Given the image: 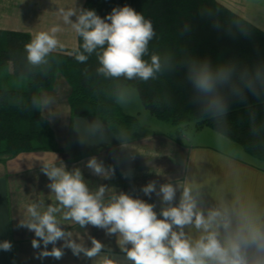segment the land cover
Returning <instances> with one entry per match:
<instances>
[{
  "label": "crops",
  "instance_id": "crops-1",
  "mask_svg": "<svg viewBox=\"0 0 264 264\" xmlns=\"http://www.w3.org/2000/svg\"><path fill=\"white\" fill-rule=\"evenodd\" d=\"M218 1L264 30V0ZM83 2L0 0V30L27 32L32 39L37 32L59 25L63 31L57 36L64 49L58 51L72 52L77 47V34L70 24L63 23L58 9L79 10ZM70 19L75 22L76 17ZM126 88L120 91L118 104L124 113L138 116L139 126L120 133L112 132L95 117H72L67 101L70 86L62 75L56 74L50 89L38 92L40 114L52 130L56 148L0 156V243L9 241L12 245L8 251L0 249V264H105L106 260L133 264L121 249L118 233L109 235L105 229L90 224L81 227L65 221L62 215L66 209L57 213V219L60 227L71 233L68 238L85 248L92 247L94 238L102 243L101 252L88 258L64 248L60 259L40 256L43 243L33 248L34 232L21 224L30 219L27 213L30 204L38 205L41 212L50 204L58 206L55 194L47 187L51 181L43 172L45 165L63 167L69 172L78 169L90 192L103 185L104 203L121 193L151 203L158 218H162L161 208L168 205L162 204L156 192L145 195L141 191L143 186L155 181L159 192L161 184H171L176 191L173 205L179 203L185 188H189L197 209L205 216L210 211L222 213L223 221L216 228L222 242L237 234L249 240L256 232L264 236V162L253 160L242 147L211 128L195 130L190 125L177 129L168 122L151 118L154 116L141 100L139 106L133 93L124 92ZM146 110L151 117L145 114ZM92 157L108 170L107 178L95 175L86 166ZM225 223L227 228L223 226ZM174 230L178 229L174 227ZM184 232L193 242L202 235V230L194 224L185 226ZM63 244L64 240H60L55 246ZM52 247L49 244L47 250ZM243 253L247 264H264V239L249 242Z\"/></svg>",
  "mask_w": 264,
  "mask_h": 264
},
{
  "label": "trees",
  "instance_id": "trees-1",
  "mask_svg": "<svg viewBox=\"0 0 264 264\" xmlns=\"http://www.w3.org/2000/svg\"><path fill=\"white\" fill-rule=\"evenodd\" d=\"M126 5L153 25L155 35L143 59L150 63L152 54L159 55L161 69L148 81L99 75L95 52L78 62L75 53L83 51L78 35L72 52L56 51L48 64L32 66L25 52L29 33L0 30V73L5 72L0 76V156L56 148L40 114L38 92L50 89L60 74L70 86L72 117H95L114 133L134 130L138 116L124 113L118 96L123 88L135 87L158 120L179 128L189 123L195 130L211 128L264 162V30L218 0H84L80 9L104 18ZM205 70L216 82L210 93L193 83Z\"/></svg>",
  "mask_w": 264,
  "mask_h": 264
},
{
  "label": "clouds",
  "instance_id": "clouds-1",
  "mask_svg": "<svg viewBox=\"0 0 264 264\" xmlns=\"http://www.w3.org/2000/svg\"><path fill=\"white\" fill-rule=\"evenodd\" d=\"M58 13L63 23L70 24L83 40V51H77L75 59L84 63L95 52L100 65L97 68L99 75L148 81L160 71L159 55L152 54L150 63L143 59L148 52L149 41L155 35L153 25L132 7L126 5L113 8L104 18L97 15L95 10L88 9L60 8ZM73 16L76 17L75 22L70 19ZM61 31L63 29L59 25H54L33 36L25 45L26 59L30 65L48 64L50 54L64 49L57 36ZM193 83L205 93L212 92L216 86L215 79L207 70L195 76ZM86 166L95 175L107 178L108 170L95 157L90 158ZM43 172L51 181L47 187L55 194L58 206L50 204L41 212L38 211V205L30 204L27 206L30 219L21 224L38 238L32 240L33 248H39L43 243L41 257L60 259L64 255L63 249L69 248L76 256L83 253L92 258L103 248L102 243L94 238L90 248L68 238L71 233H66L57 219V213L63 209L67 210L62 215L65 221H73L81 227L90 224L105 229L109 235L118 233L121 249L133 264H247L244 246L264 239V236L256 232L251 240L237 234L222 242L216 230L223 221L222 213L210 211L205 216L197 209L196 200L189 188H185L179 203L173 205L176 191L171 184H161L159 192L155 181L143 186L141 191L145 195L150 196L156 192L162 204L168 205L161 208L162 218H158L153 204L128 194L121 193L104 203L105 187L101 185L96 192H90L78 169L69 172L63 167L45 165ZM193 224L196 229L202 230V235L195 242L184 232L185 226ZM223 226L228 227L226 223ZM174 227L178 230H174ZM60 240H64V244L56 247ZM49 244L53 245L50 251L47 250ZM11 247L9 241L0 243V249L5 251ZM105 264L114 262L106 260Z\"/></svg>",
  "mask_w": 264,
  "mask_h": 264
},
{
  "label": "rangeland",
  "instance_id": "rangeland-1",
  "mask_svg": "<svg viewBox=\"0 0 264 264\" xmlns=\"http://www.w3.org/2000/svg\"><path fill=\"white\" fill-rule=\"evenodd\" d=\"M1 74H4V76H5V72L3 71V72H1L0 73V76L2 77V75ZM16 81V80H15ZM124 92H129V93H133V97L135 98V102L139 105V106H141V102H140V99H139V97H138V93H137V91H136V88L135 87H127L126 89H125V91ZM125 94H127V93H125ZM124 98V97H123ZM122 98V103H123V105H125L124 104V100L125 99H123ZM130 101L129 100H127V103H129ZM145 114H147L149 117H151L152 115H150V113L146 110L145 111ZM146 115V116H147ZM151 118H155V117H151ZM157 119V118H156ZM190 125H193V123H189L188 125H185V126H183V127H180V128H183V129H186L188 126H190ZM179 127L177 128V129H180ZM191 130H192V127L188 130V132L187 133H189V132H191ZM249 157L250 158H252L253 160H255L253 157H251L250 155H249ZM256 161V160H255Z\"/></svg>",
  "mask_w": 264,
  "mask_h": 264
}]
</instances>
